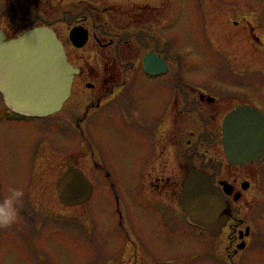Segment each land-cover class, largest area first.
Wrapping results in <instances>:
<instances>
[{
    "label": "rangeland",
    "instance_id": "obj_1",
    "mask_svg": "<svg viewBox=\"0 0 264 264\" xmlns=\"http://www.w3.org/2000/svg\"><path fill=\"white\" fill-rule=\"evenodd\" d=\"M46 1L54 4L57 0ZM89 1L95 2L99 11L104 5L103 0ZM109 1L111 5L113 0ZM147 1L153 0H119L118 8L125 12L94 13V26H103L106 22L105 28L112 32L124 26L134 36L140 26L127 20L124 14L135 16L138 6L134 3ZM207 2L210 9L205 0H184L179 23L178 6L175 0L173 3L172 52L168 58L173 63L175 76L178 72L183 77L180 86L190 95L193 89L200 88L219 95L228 94L230 99H240L239 102L260 97L264 100V28L257 22L264 0ZM37 4L34 0L28 4L25 0H0V29L15 38L37 26L33 22L40 9ZM74 5L80 9L84 4ZM169 12L165 4L163 18ZM151 25L145 29L157 40L158 50L165 54L170 32ZM90 26L94 27L91 21ZM64 31L65 26L59 32ZM119 47L120 55L113 49L111 53V66L116 72L128 69L124 67V60L130 61L132 70L136 60L155 45L150 42L148 46L136 45L132 37L129 45ZM105 51L99 50L93 40L78 50L66 45L67 56L75 65L94 73L103 70L104 77ZM100 77L97 74L80 78L64 108L49 119L51 124L42 123L41 128L34 129L29 123L10 118L0 107V201L8 195L10 186L25 192L18 222L0 229V264H264V161L238 167L226 163L221 124L230 106L224 102L226 109L221 113L204 107L203 114H196L191 106L181 115L175 111L176 120L171 128L172 165L166 173L150 174V170H138L142 164L141 140L154 135L153 96L149 91H142L138 97L135 110L144 118L143 123L136 121L135 115L121 122L120 101L131 100L122 94L133 95L134 90L124 86L117 92L116 85L115 94H110L111 81L104 84ZM118 79L111 85L117 84ZM85 82L96 87L87 88ZM138 89L147 88L138 86ZM98 96H103L101 101L106 98L101 106H105L108 116L103 113L104 126L100 130L94 128L93 136L86 130L89 120L78 127L77 136L67 132L61 136L52 127L59 120L81 119ZM215 115L217 118H213ZM202 118L205 126L198 125ZM204 131L207 140L201 144V157L191 156L188 164L182 157L185 141L195 140ZM71 164L82 169L94 185L90 200L75 207L62 205L55 195L56 180ZM188 166L213 175L214 187L221 195L218 180L234 184V178L251 176L250 187L238 202L231 206L230 200H224L227 210L232 208L234 216L251 230L246 248L236 257L229 256L235 243V233L227 224L229 219L217 237L186 223L181 189ZM166 177L171 184L163 185L162 179Z\"/></svg>",
    "mask_w": 264,
    "mask_h": 264
},
{
    "label": "flooded vegetation",
    "instance_id": "obj_2",
    "mask_svg": "<svg viewBox=\"0 0 264 264\" xmlns=\"http://www.w3.org/2000/svg\"><path fill=\"white\" fill-rule=\"evenodd\" d=\"M28 4L30 0H25ZM40 5L39 12H37L35 20L33 22L35 24L38 23L37 26H46L51 28L57 35L58 39L61 41L65 53H66V45L72 47L73 49H82L85 45L89 44L91 40H93L99 50H106L105 56H104V63L107 66L105 69L106 74L104 77L105 71H100V73L95 72L94 70H89L86 67H82L80 65H75L67 56V60L70 64L73 65V67L81 69V72L79 75H75L73 77L72 82V88L71 93L68 97V100L73 95V88L75 87V84L80 78H88V75L95 76L97 74H100L103 79V83L105 84L109 80L112 82H115V78H119L117 84H113L109 87H111L113 90L110 92V94H115V90L118 87V91L120 92L123 87H127L128 89H133L134 92L133 95L124 92L122 95H127L131 98L129 103H127L125 100L120 101V106L118 110V118L121 122H124V120H131L132 116L135 115L136 121H140L143 123L144 118L137 113L135 110V106L138 103V97L140 98L142 91H149V95L153 96L152 100L155 105L152 106L151 110V118L155 124V130L154 135L150 138L145 139L142 138L141 141L143 143L141 144L140 150V161L142 162L141 167L138 171H142V169L150 170V174L157 172L161 173L167 172V170L170 169V166L172 165L171 159H173V147L174 142L171 139L172 136V130L171 128L174 126L175 123V111H179L178 114L181 115L184 113L185 110L189 109L191 106V110L194 112H200L203 114L205 112V109L207 108L214 109L218 113H221V111H224L226 108H224L225 103L230 106L229 109H227L226 114L233 110L235 107L241 105H248L252 107H256L259 111L262 112L264 117V100L260 98H250L248 101H240V99L234 97L230 99V96L228 94L226 95H219L216 93H212L210 89H200L197 88L196 90L193 89V94L190 95L184 87H181L180 84L182 82L183 84V77H181L178 72L175 73L172 71L173 63L171 59L168 58V54L172 52V30L174 27V21H173V3L174 0H166L165 3L163 0H153L151 2H142V3H134V5L138 6L135 12V16L130 14H124L127 20L136 22L140 29L137 33L130 34L125 30L124 26H121L123 28H116V31H110L105 28L106 22L103 24V26L96 25L94 26L93 23V17L94 13H107V12H113L114 14H122L125 11L121 12L119 10V6L121 3H119V0H113V3L110 5L109 0H103L102 4H104L99 11V8L96 6L95 2L86 0L90 3H87L84 0H57L54 2V4H51L50 2H47L46 0H34ZM178 6V23L180 21L183 6H184V0H175ZM206 1V7L207 9H210L209 3ZM81 3L84 4L80 7V9L75 6V3ZM101 3V2H100ZM35 4V2H33ZM166 8L168 11V8L170 9V12L166 14L165 18H163V12L164 8ZM214 4V3H213ZM212 4V5H213ZM211 5V9H212ZM121 9V8H120ZM113 10V11H112ZM208 13V11H207ZM209 15V13H208ZM211 18L214 16L210 12L209 15ZM90 21L92 22L93 28L90 26ZM157 25L159 28H165L166 32L168 33V37L165 42V48L163 53L162 50H158L157 48V40L152 38L150 35V31H147L145 27ZM234 24H237V22L234 21ZM65 26V31L63 33H60L59 31L61 28ZM162 26V27H161ZM36 27V26H34ZM81 30V31H80ZM145 30L147 32H145ZM74 31V38H80V32L86 33L87 41H85L84 46L77 47L75 43L73 42L71 38V32ZM95 31V32H94ZM79 33V34H78ZM6 35V33H4ZM7 38H10L6 35ZM132 37L135 39L136 45H144L148 46L149 42L154 43L155 47L154 49H149L148 51H145L140 59L136 60V64L132 67L131 70V63L130 61L127 62V60H124V67L128 68L123 71L116 72L115 68H113L112 65V59H111V53L112 49L116 54L120 53V44L129 45L130 40H132ZM107 38V39H106ZM114 38V40H112ZM149 40V41H148ZM152 55L154 58L159 59L163 62L165 65V71H161L158 74H148L145 72L144 67L148 65H145L144 59L147 55ZM145 65V66H144ZM179 75V76H178ZM178 78V80H176ZM114 79V80H113ZM117 85V87H116ZM85 86L90 89H94L96 86L92 83L85 82ZM115 86V87H114ZM138 86L147 88L146 90L138 89ZM107 88V87H106ZM110 89L108 88V91L106 92L109 96ZM152 92V93H151ZM105 94V93H104ZM103 94V95H104ZM101 97H96L95 102H91L90 108H86V113H82L81 119L77 121L63 119L59 120L58 124L56 123L52 125V127L55 126V128L58 130V133L62 136L65 135L63 132L70 133L74 136H77L78 127L81 126L86 120H89V124L86 126V130L89 131L93 136V129L100 130L104 126L105 118L103 117V113L105 116H108V113H106L105 106L103 105V101L106 100V98L101 101ZM109 100V99H108ZM231 100V102H230ZM67 102V101H66ZM64 103V105L66 104ZM225 102V103H224ZM230 103H235L234 105ZM64 105L62 109L64 108ZM132 106V107H131ZM0 107H3L7 114L11 116L13 119H18L17 121L20 123H29L34 129L41 128L42 123H52V121H49V119H52L56 114L43 117V118H23L21 116H17L15 113L9 111L2 101V96L0 95ZM102 107V108H100ZM205 107V109H204ZM129 108L131 111H134V113L129 111ZM61 109V110H62ZM60 110V111H61ZM59 111V112H60ZM100 111V112H99ZM190 112V111H189ZM192 112V111H191ZM188 113V112H187ZM225 114V115H226ZM177 116V115H176ZM225 117V116H224ZM213 118H217V115H215ZM48 121V122H47ZM223 121V120H222ZM205 119H199L198 125L205 126ZM67 124V125H66ZM216 124V123H215ZM60 127V128H57ZM81 132L83 130L80 127ZM206 132L204 131L201 135L198 134L196 137L191 135V138L195 137V140H189L187 139L185 141V152L182 153V157L185 159V161L189 164V158L192 156L193 158L200 159L201 157V144L204 143L203 141H206L205 138ZM210 138V137H209ZM150 140L149 143H145V141ZM197 141V142H196ZM222 146V144H221ZM190 151V153H188ZM204 155V153H202ZM225 157V156H224ZM226 160V159H225ZM227 163V162H226ZM263 163V162H254L251 164H244L245 165H255V164ZM228 164V163H227ZM72 165V164H71ZM229 165V164H228ZM69 166V165H68ZM231 166V165H230ZM216 168V166H213ZM219 167V166H218ZM238 167V166H233ZM190 168H193L191 166H188V171ZM195 169V168H193ZM200 169V168H196ZM202 170V169H200ZM213 176V175H212ZM210 176L211 184L213 189L217 192V188L214 187L213 184V177ZM158 179V178H157ZM156 179V180H157ZM161 179V178H160ZM168 177L162 179L163 185H169L172 182H168ZM219 181H225L229 185L232 186V192L229 195H226L222 192V187L218 185V188H220L222 195L221 197L223 200L228 199L231 202V206L234 205L235 202H238L243 195V192L249 189L251 184V176L247 175L246 177H239L234 178L233 183H230L228 180H218ZM150 188V186H149ZM144 189V188H143ZM228 204H226V207ZM228 209V208H227ZM230 218L228 221V227L233 229V232L235 233V243L232 246V254H229L231 258L236 257L239 253V251H242L247 246V237L250 235V227L249 225H246L245 222L234 216L233 209L229 210ZM232 217V218H231ZM233 221L236 223L234 224ZM248 231V236H243L242 239L239 238V235L243 232L245 234V231ZM243 246L242 249L237 250V246Z\"/></svg>",
    "mask_w": 264,
    "mask_h": 264
},
{
    "label": "water",
    "instance_id": "obj_3",
    "mask_svg": "<svg viewBox=\"0 0 264 264\" xmlns=\"http://www.w3.org/2000/svg\"><path fill=\"white\" fill-rule=\"evenodd\" d=\"M264 28V7L257 16ZM81 31V30H80ZM71 38L77 47L87 41L85 31ZM79 34V33H78ZM145 71H165V65L151 54L144 59ZM81 69L68 61L61 41L49 27H34L15 38L0 29V94L5 106L23 116L46 117L58 112L71 93L73 77ZM222 148L230 165H244L264 159V117L251 106H238L223 119ZM226 194L232 186L219 182ZM93 185L84 172L68 166L56 180L55 195L61 204L75 207L86 203ZM181 207L189 224L217 236L230 218L225 202L210 183L209 174L189 169L182 183ZM248 235V231L245 232ZM242 237V236H241ZM241 247V246H239Z\"/></svg>",
    "mask_w": 264,
    "mask_h": 264
},
{
    "label": "clouds",
    "instance_id": "obj_4",
    "mask_svg": "<svg viewBox=\"0 0 264 264\" xmlns=\"http://www.w3.org/2000/svg\"><path fill=\"white\" fill-rule=\"evenodd\" d=\"M7 191L8 195L0 201V229H7L16 224L24 207L23 189L10 186Z\"/></svg>",
    "mask_w": 264,
    "mask_h": 264
}]
</instances>
